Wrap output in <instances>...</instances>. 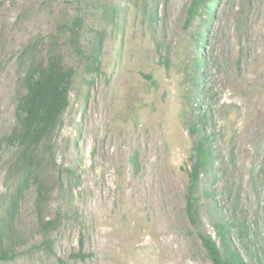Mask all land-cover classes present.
Returning a JSON list of instances; mask_svg holds the SVG:
<instances>
[{"label": "rangeland", "instance_id": "1", "mask_svg": "<svg viewBox=\"0 0 264 264\" xmlns=\"http://www.w3.org/2000/svg\"><path fill=\"white\" fill-rule=\"evenodd\" d=\"M190 1L0 0V217L18 183L10 139L28 65L56 54L75 71L62 127L38 149L56 162L38 173L47 216L62 217L53 251L34 247L32 181L14 216L22 253L0 264H213L185 211L199 115L215 156L202 227L219 243L216 221H243L249 238L234 242L264 264V0H218L186 28ZM77 18L83 55L70 44ZM100 42L96 72L86 56Z\"/></svg>", "mask_w": 264, "mask_h": 264}, {"label": "trees", "instance_id": "2", "mask_svg": "<svg viewBox=\"0 0 264 264\" xmlns=\"http://www.w3.org/2000/svg\"><path fill=\"white\" fill-rule=\"evenodd\" d=\"M218 0H191L187 11L185 27L189 28L193 22L202 17L203 22L208 23L213 17L214 8ZM82 19L77 18L71 27L70 44L75 52L83 55L80 43ZM205 34L200 33L199 41H204ZM32 46L25 47L23 56L32 52ZM102 47L101 42L93 49L90 55L89 65L94 71L100 70ZM204 66V60H197V67ZM75 71L66 68L58 55L53 54L47 63L35 61L32 58L28 68L22 77L21 85L24 93L20 96L16 106L17 129L10 141L17 147L12 171L18 176L16 188L8 196V205L4 214L0 217V262H10L21 255L19 240L14 230V216L19 208L23 192L32 181H36L38 193L35 203L37 214V228L43 240L34 246L36 249L52 252L54 240L52 234L62 224L59 214L50 218L47 216L46 207L49 201L51 188L39 177L38 173L43 160L53 167L56 162L52 156V146H48L46 159L38 156V149L44 141L62 127L63 115L70 104V91L73 85ZM150 78L151 76H146ZM196 127H191V133L196 137L191 169L188 171V186L185 195L186 215L200 238L202 245L212 259L213 264H248L240 249L236 246L233 235L245 245L249 238V231L243 221L230 222L219 219L214 223L219 243L202 227L201 216V184L204 174L210 173L215 162L211 137L204 124V116L199 115Z\"/></svg>", "mask_w": 264, "mask_h": 264}]
</instances>
